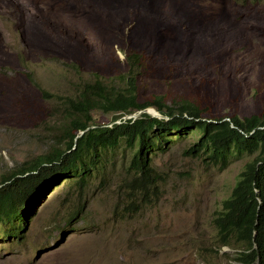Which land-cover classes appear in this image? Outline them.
<instances>
[{
	"label": "rangeland",
	"instance_id": "374dc122",
	"mask_svg": "<svg viewBox=\"0 0 264 264\" xmlns=\"http://www.w3.org/2000/svg\"><path fill=\"white\" fill-rule=\"evenodd\" d=\"M132 52L139 103L188 102L206 120L264 113V0H0V179L50 149L81 84L124 87ZM197 135L149 155L158 178L147 195L130 190L124 149L107 154L102 184L93 172L81 194L62 179L45 188L18 237L0 224V264H235L213 220L247 158L194 157Z\"/></svg>",
	"mask_w": 264,
	"mask_h": 264
},
{
	"label": "trees",
	"instance_id": "16d2710c",
	"mask_svg": "<svg viewBox=\"0 0 264 264\" xmlns=\"http://www.w3.org/2000/svg\"><path fill=\"white\" fill-rule=\"evenodd\" d=\"M140 59L134 52L126 56L124 87H109L98 78L81 84L73 97L65 99L59 122L50 129L57 131L50 149L0 179V224L8 226L1 237H18V224L32 205L29 200L61 179L67 181L65 194L84 192L93 172L104 183L106 165L114 160L107 154L120 149L132 151L129 167L135 177L130 190L147 195L158 178L149 155L168 151L170 144L183 143L186 133L195 131L197 141L187 150L194 157L202 155L210 164L225 167L246 156L213 224L219 247L236 250L235 264H264V113L242 120H206L188 102L166 105L157 96L139 103L134 82ZM146 109H154L161 118L150 117ZM97 111L119 123L98 125L93 117Z\"/></svg>",
	"mask_w": 264,
	"mask_h": 264
},
{
	"label": "bare ground",
	"instance_id": "6f19581e",
	"mask_svg": "<svg viewBox=\"0 0 264 264\" xmlns=\"http://www.w3.org/2000/svg\"><path fill=\"white\" fill-rule=\"evenodd\" d=\"M144 112L145 113H147V114H151L152 116H154V115H159L155 110H153V109H146V110H144ZM157 118V117H156ZM161 118V117H160Z\"/></svg>",
	"mask_w": 264,
	"mask_h": 264
},
{
	"label": "water",
	"instance_id": "95a60500",
	"mask_svg": "<svg viewBox=\"0 0 264 264\" xmlns=\"http://www.w3.org/2000/svg\"><path fill=\"white\" fill-rule=\"evenodd\" d=\"M150 117H157V118H160L161 116L160 115H154L152 116L151 114H149Z\"/></svg>",
	"mask_w": 264,
	"mask_h": 264
}]
</instances>
